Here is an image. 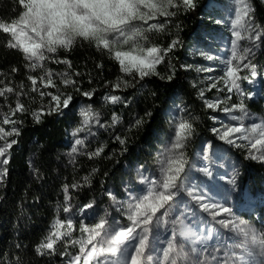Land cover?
<instances>
[{
  "label": "trees",
  "instance_id": "16d2710c",
  "mask_svg": "<svg viewBox=\"0 0 264 264\" xmlns=\"http://www.w3.org/2000/svg\"><path fill=\"white\" fill-rule=\"evenodd\" d=\"M209 1L195 0L194 9H181L168 18L163 32L147 33L152 44L164 47L174 38L180 41L157 66L159 75L141 80L138 76L122 74L118 63L109 57L107 51H97L85 41L77 42L70 51L61 49L54 54L66 57L72 68L81 72L79 77H73L81 92L93 91L94 94L86 97L72 87L60 85L61 91L73 95V101L62 112L45 114L39 123L30 112L11 117L21 123L16 125L19 135L7 137L9 143L13 139L17 143L9 149V163L5 166L7 174L0 180V264H67V259L60 255L65 250V240L57 242L56 252L51 255H38L36 246L52 230L54 218L71 219V238H79L81 222L89 225L85 213L88 209L81 212L85 204L93 203L89 210L109 213L112 197L121 198L126 188L136 183L138 172L154 173L160 151H164L173 132L168 115L172 101L182 103L186 109L185 119L195 129L183 149L188 159L203 140L211 137L210 110L199 96L187 57ZM250 4L254 8L253 25L261 38L255 52L243 62L254 64L256 75L252 76L250 70H241L242 74L250 76V82H244L242 100L251 114L264 121V1L250 0ZM19 10L18 0H0V23L7 24L18 18ZM10 38V34L0 31V80L10 82L16 91H21L19 85L23 82V91L29 95L23 96L21 102L27 108L37 109L42 104L46 105L50 97L41 100L38 93L30 91L31 82L27 80L28 74L39 76L40 71L29 73L24 67L27 61L22 52L5 46ZM97 64L102 67L97 68ZM46 66L54 72H63L67 68L65 64L51 61H47ZM13 67L18 71L13 73ZM169 75H172L171 80L166 79ZM118 76L128 80L129 86L125 88L121 84L119 89L112 88L111 82H115ZM54 79L59 84V79ZM37 86L42 87L39 83ZM46 91L55 92V89ZM109 95L119 96L121 101L108 102L105 97ZM7 97V101L0 97V126L10 131L12 125L4 126L2 118L15 106L17 97L15 92L8 93ZM89 107L91 112L85 116L81 110L87 111ZM149 112L152 114L150 117L145 115ZM113 113L120 120L115 126H109ZM140 117L144 118V125L129 131L130 125ZM99 124L105 127L101 128ZM78 127L83 130L74 136L73 132ZM117 136L125 137L126 143L121 145L116 140ZM76 139L84 140V144L77 146L80 151L75 162H70L68 153ZM101 145L104 146L103 152L90 159L86 153ZM240 159L247 166L245 181H250L252 188L263 192L264 164L252 163L242 156ZM86 176L89 178L87 183L84 181ZM73 184L80 186L72 188ZM64 185L69 188L70 200L67 203L71 211L68 213L63 212L66 204ZM257 210L263 215L264 203L259 204ZM67 251L75 254L79 246L68 244Z\"/></svg>",
  "mask_w": 264,
  "mask_h": 264
},
{
  "label": "snow or ice",
  "instance_id": "6c2138e0",
  "mask_svg": "<svg viewBox=\"0 0 264 264\" xmlns=\"http://www.w3.org/2000/svg\"><path fill=\"white\" fill-rule=\"evenodd\" d=\"M236 16L232 20V49L231 56L225 62L223 75L217 79L209 77L207 90L217 89L219 84H223L228 93L235 92L238 96H243L241 89V80L248 79L247 76H241L242 69L250 70L251 75H256V66L251 62L241 63L252 54V48H240L239 41L247 37V33L253 28L251 20L254 15V8L250 0H236ZM19 13L18 18L10 23H0V31L10 34V39L6 42V47L20 50L27 63L24 67L29 73L40 71V75L28 74L27 80L31 82L32 93H38L41 100L44 97H50L46 105H41L37 109H29L22 102L21 98L29 95L23 91L24 84L20 83L21 91H16L10 86V82L5 83L0 80V97L7 101L8 93L15 92L17 97L15 106L10 108L2 118L3 125H12L10 131H5L0 126V140L5 141V146L0 147V180L7 174L5 167L9 163L7 158L9 149L17 143L16 140L7 142L6 138L12 135H19V129L16 125L21 121L11 119L17 113L30 112L33 119L39 123L42 122V116L60 113L63 109L69 107L73 101V95L70 92L61 91L60 85L72 87L76 92L86 97H92L94 92H81L77 80L73 77H79L81 72L72 68V63L66 57L61 58L57 54L59 50L70 51L79 41H85L94 46L97 51H107L109 57L115 60L122 74L128 76H138L141 80L153 75H159L157 66L161 65L166 57L175 49L180 41L178 38L172 39L166 47L152 44L148 32H163L168 22V18L175 16L181 9L190 11L196 7L195 0H18ZM158 17H164L163 22L150 23L157 20ZM241 29L244 35L241 33ZM255 42L261 38V34L256 30V35L248 37ZM211 60L212 57L208 56ZM51 61L56 64H65L67 68L63 72H54L46 66V62ZM101 68V64L96 65ZM171 68V66H170ZM201 69H198L200 71ZM13 73L18 69L13 67ZM203 71H211L203 69ZM59 79L57 84L56 79ZM165 79V77H161ZM171 80L172 75L166 77ZM42 87H38L37 85ZM108 83V82H106ZM121 84L126 88L129 81L123 76H118L115 82H111V87L119 89ZM55 89V92L46 91V89ZM204 96V90L199 93ZM231 96H226L224 101H205L209 109L220 108L225 113L233 109H239L246 112V106L241 100L239 103L226 105ZM105 100L111 103H118L121 97L109 95ZM82 113L87 116L91 109ZM146 116L152 114L146 113ZM215 119V117H213ZM120 118L113 113L111 125L119 123ZM87 123V121H85ZM145 120L143 117L137 118L129 127L138 129L143 126ZM99 127H105L99 124ZM82 128H76L73 132L82 131ZM212 131L220 140L226 141L229 145L235 147H246L248 155L246 159H252L264 163V121L259 124H252L245 127L242 123L235 125H221L220 128H213ZM195 129L189 120L181 119L175 127V135L169 148L160 161L159 176L149 180L144 177L142 182L146 188L139 194L131 195L127 202L124 213L128 221L127 224H117L110 229L107 219V213L101 216L93 225L80 224V237L72 239L73 221H67L54 218L51 225V231L36 246L35 251L38 255H51L56 252L58 241L65 240V250L60 253L67 259V264H152L153 257L147 254L149 247V232L151 226L161 222V213L164 216L169 214L172 207V201L177 195V190L184 187L183 173L187 163V157L183 149L187 141L194 134ZM242 134V135H238ZM94 135V134H93ZM235 135V139L232 137ZM245 140L247 144H237V140ZM116 140L124 145L126 138L117 136ZM84 140L76 139L70 152L68 153L70 162H75L76 154L79 153L77 146H82ZM104 150L101 145L93 152L86 153L91 159L99 156ZM95 171V170H94ZM208 172L207 168L203 169ZM85 183L89 178L84 177ZM234 183V180L231 181ZM80 185L73 184L72 188ZM65 206L63 212L71 211L68 195L69 188L64 185ZM188 195L199 207L225 229H231L238 236L242 237L239 243L234 245L241 249L237 254L231 248H224V259H217V249L209 252L205 241L214 234V229H207L208 236H202L192 227L185 226L182 221L180 229L177 232L173 230L172 238L168 239L167 246L163 248L160 264H186L189 254L184 250L176 237H182L192 245L190 251L196 254V259L192 264H249V257L258 251L261 257H264V228L256 229L253 225L238 220L230 207H224L222 204L211 203L204 195L199 194L195 188L187 189ZM111 197L112 194L109 193ZM113 200L115 199L112 197ZM93 208V203L83 206L81 212ZM221 214H226L229 219H217ZM63 229V231H61ZM68 238V239H65ZM79 246V251L75 254L67 251V245ZM203 245L198 248L197 245ZM209 252V256L204 253ZM103 257V259H101ZM210 257V259H209ZM264 264V259L261 260Z\"/></svg>",
  "mask_w": 264,
  "mask_h": 264
},
{
  "label": "rangeland",
  "instance_id": "374dc122",
  "mask_svg": "<svg viewBox=\"0 0 264 264\" xmlns=\"http://www.w3.org/2000/svg\"><path fill=\"white\" fill-rule=\"evenodd\" d=\"M213 1L218 4V7L206 5V13L202 17L203 23L199 27L187 52V57L190 60L188 67L195 75L198 93L204 90V96L201 97L199 95L204 104L206 100L224 101L226 96H231L228 103L221 106L230 107L231 104L239 103L242 97L238 96L235 92L228 93L222 83L218 85L217 89L209 91L207 88L210 82L209 77L214 80L221 77L225 68V62L231 56L233 39V26L231 22L236 16L237 5L236 0ZM161 18L164 17H158L157 20L150 21V23H156ZM251 23L253 28L248 31L247 37L240 40L238 43L241 49L244 47L252 48L253 54L256 50L258 39L253 42L251 38H248L256 35V28L252 20ZM241 33L244 35L242 29ZM208 56H211L212 59H207ZM243 62L244 61L241 63L243 64ZM198 69L201 70L198 71ZM203 69H210L211 71H203ZM240 75L248 77V79L240 81L243 92L244 82H250V76L242 74L241 72ZM209 110L212 121V135L198 145L196 152L191 158H187L185 171L182 174L184 187L177 190V195L172 201L169 214L164 216L163 213H161V222L159 224L154 223L150 228L147 254L153 257L152 264H160L163 248L167 246L168 239L172 238L173 230L178 232L180 229L181 225L177 221H182L185 226L192 227L194 230L198 231L200 235L205 237L208 236L207 229H214L213 236L207 239L205 244L209 252L212 249H217L216 255L217 259L220 261L224 259L225 247L231 248V250L237 254H240L242 251L234 247V245L239 243L242 237L238 236L231 229H225L213 221L211 216L204 212L188 195V188L194 187L199 194L204 195L211 203L222 204L224 207L232 208L233 214L238 220L245 221L253 225L256 229L264 228V213L260 215L257 210L258 205L264 203V191L261 192L252 188L250 186V181L247 182L244 179L247 166L241 161L240 156L246 159L248 149L246 147L229 145L226 141L220 140L212 131L213 128H220L222 124L235 125L242 123L247 128L254 123H261L262 119L251 114L247 109L246 112L233 109L229 113L223 112L220 108ZM168 115L173 126V132L168 138L164 151H160L157 167L154 173L138 172L136 183L127 187L121 198H115L113 200L111 210L107 213V219L111 226L109 229L110 231L111 228L116 227L117 224L123 225L128 223L124 209L131 195L139 194L142 189L146 188V185L142 182L143 178L147 177L149 180L154 177L158 178L160 161L165 150L169 148L172 143L176 124L181 119L186 118V109L180 101L175 100L170 104ZM213 117H215V119H213ZM232 138L235 139V135ZM6 140L8 139L6 138ZM236 142L237 144L248 143L242 139ZM3 146H5V141L0 140V147ZM246 160L252 163H260L252 159ZM204 168L208 169L207 173L203 171ZM233 180L234 183L231 182ZM85 213L89 225L95 224L101 216L105 215L102 212L97 213L89 209ZM243 213H245V215H243ZM229 218L230 217L226 214H221V216L217 217L218 220ZM176 239L184 246V250L189 254V259L186 261V264H192V261L196 259V254L190 251L192 245L182 237L177 236ZM197 247L203 248L204 246L198 244ZM209 252H205L204 255L209 256ZM247 259H249V264H261V260L264 259V257H261L259 252L256 251L252 257Z\"/></svg>",
  "mask_w": 264,
  "mask_h": 264
},
{
  "label": "bare ground",
  "instance_id": "6f19581e",
  "mask_svg": "<svg viewBox=\"0 0 264 264\" xmlns=\"http://www.w3.org/2000/svg\"><path fill=\"white\" fill-rule=\"evenodd\" d=\"M208 5L211 7V6H216V7H218V4L215 2V1H213V0H210L209 2H208Z\"/></svg>",
  "mask_w": 264,
  "mask_h": 264
}]
</instances>
